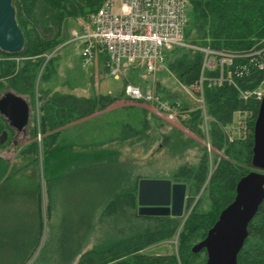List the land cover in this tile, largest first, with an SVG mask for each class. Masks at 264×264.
<instances>
[{"label": "trees", "instance_id": "16d2710c", "mask_svg": "<svg viewBox=\"0 0 264 264\" xmlns=\"http://www.w3.org/2000/svg\"><path fill=\"white\" fill-rule=\"evenodd\" d=\"M106 1L13 0L17 22L25 36V49L20 55L0 51V91L5 93L0 95V100L7 94H14L27 103L30 99L38 115L30 128V142L19 150V159L11 164L0 156V185L14 178H36L34 206L39 228L33 248L20 247L19 257H22L16 261L5 246L8 241L2 240L0 264L31 263L42 240L44 218L48 222L55 218L52 197L56 188L62 181L81 176L85 183L93 182L97 186L101 204H91L86 210L85 229L69 228L68 243L59 249L61 256L57 255L55 247L50 250L43 247L32 264H206V251L194 254L193 248L206 238L222 211L234 202L239 182L253 171L255 124L261 101L254 97L244 100L241 91H253L264 83V70L256 66L259 62L264 63V0H188L192 10L185 32L186 43L234 56L232 66L226 67L225 72L236 85L227 82L205 88L207 122L202 109L190 108L184 93L156 85L161 99L171 104L180 103L181 110H188V118L181 123L201 138H208L223 155L216 157V167L210 174L214 162H210L205 148L199 166L184 165L168 179L187 186V208L202 190L208 196L209 210L199 212L197 203L181 231L182 218L139 213V183L143 178L136 177L133 166H124L120 159L121 151L117 146L121 138L82 146H64V141L58 140L60 128L74 119L104 110L119 99L96 93L92 98L58 95L45 89L49 64L53 62L46 63V56L69 40L65 29L68 22L87 19ZM179 49L184 50V54L170 62L171 55ZM20 58L26 61L21 69L17 63ZM204 58L199 50L176 48L167 54L166 67L171 68L179 83L189 87L199 81ZM107 70L109 73L108 67ZM236 71L242 75H234ZM218 74L219 70L205 71L207 77ZM5 131L12 139L26 130L19 133L0 113V137ZM39 136L41 140L38 141ZM124 140L123 137L122 142ZM128 140L133 146V137ZM10 144L8 140L0 143V151ZM41 181L47 196L45 210ZM99 212L102 215L100 225L109 223L113 227L111 235L107 240L108 235L100 234L98 243L87 250L96 235ZM248 231L249 237L238 256V264H264V202ZM178 233V254L168 257L143 254L149 247L171 241Z\"/></svg>", "mask_w": 264, "mask_h": 264}, {"label": "rangeland", "instance_id": "374dc122", "mask_svg": "<svg viewBox=\"0 0 264 264\" xmlns=\"http://www.w3.org/2000/svg\"><path fill=\"white\" fill-rule=\"evenodd\" d=\"M120 8L121 0H114L115 12L119 13ZM191 10V7L189 8L188 6V17L191 14ZM77 21L70 20L65 27L69 34V40L62 43L46 56V63L53 60V62L49 64L50 67L47 74L48 81L45 84V89L47 91L50 90L52 93L58 95H75L81 98H92L96 91H98V93L103 96L120 98L125 91L126 85L129 83L135 86L146 85L144 88L151 87L153 84H160V87L163 89L181 91L185 94L184 100L190 104V108L194 110L199 109L200 104L197 102V95H193V93L186 90L185 85L179 83L175 74L171 72L170 67L159 71L156 75H150L141 68L138 71H131L125 74V78L124 75H121L119 79H116L114 75L104 71V77L99 81V84L95 86L94 77L91 81V77L95 76L98 72L95 68V63L90 62L86 64L83 61L82 52L84 43L74 38V32L81 33V27ZM183 54L184 50H176L171 55L170 62H173ZM25 62L26 61L22 58L17 60L20 69ZM99 72L101 73L102 71ZM236 72H234V75H237ZM200 77H202V73ZM204 77L205 83L208 82L206 85L209 86V84L215 82L218 75L216 77H207L204 75ZM262 85L264 86V83L259 85V87ZM3 94H5L4 91H0V95ZM27 100L31 108L29 126L26 128L24 134H17L16 137L12 139L9 137V134L7 137L8 142L11 143L8 147H13L16 143L19 144L18 147H15L13 152H9L10 150L7 152V149L0 151V154L11 164H14L15 161L19 159L17 157L20 148H23L30 142V128L33 126V122L35 121L34 118L38 115L36 107H34L33 110V103L31 100ZM128 107L129 108L113 116L114 118L111 125L113 129H111V133L113 134L112 137H115V139L121 138L117 146V150L121 151L120 159L124 166H130V164L133 166V172L136 177L148 180L172 179L178 169L184 165L189 167L199 166L205 148L208 151L210 162H214L213 167L211 166L212 170L210 168V174L213 172L217 164L216 157H222L223 155L212 146L213 144H210L211 142L208 138H201L196 133L188 130L182 123H168L146 109L145 111L149 113L148 120L144 117L145 113L142 112V107ZM77 120L81 119H74L70 124ZM238 121L239 117L237 116L235 118V123L237 124ZM122 124L123 129H121ZM92 126L97 127L96 124ZM62 128L58 131L61 132ZM236 135L237 133L233 134V136ZM123 137L125 139L124 142H122ZM130 137L134 139L133 146L129 144L130 140L128 139H130ZM58 140L61 142L64 141L60 137ZM84 140L86 141V139ZM147 140H149V142H147ZM209 144L211 146L210 148ZM63 145L72 144L68 141H64ZM17 162V164H20L19 161ZM83 179L84 176L77 179L71 177L68 180L60 182L56 188L52 197L55 208L53 212L55 213V218H53L51 222H48L47 219L44 218L45 228L43 230L42 240L33 260L29 264L35 261L43 247L48 250L55 247L57 249V255L61 256L62 253L59 249L63 247V244L66 242L68 243V239L70 238L68 233L69 228L72 230L86 228V210L90 208L91 204L97 203L98 205L101 204V201L98 200L99 191L97 186L93 182L85 183ZM41 187L42 194L44 195L45 210V200L47 196L42 181ZM203 192L204 190L196 197L189 208L186 207V214L190 213L197 203L199 212L206 213L209 210L210 204L208 196ZM36 196L37 186L35 177L18 178V180L14 178L12 181L2 186L0 185V243H2V240L8 241L9 244H5V246H8L7 249H10L9 252L14 256L15 261L22 257H19L21 254L18 252L19 248L26 247V249L28 248L29 250L33 248L32 246L38 235L39 219L34 206ZM97 214L99 223L96 226V235L91 240L87 250H90L98 243L97 239L100 238V234L108 235V240L111 235L110 231H112L113 228L109 223L100 225L102 215L100 212ZM186 220L187 219L182 218L180 231ZM52 237L53 240H51ZM7 239H9L10 242ZM178 242L179 233L171 241L162 242L147 248L143 254L148 256L167 257L172 254H178Z\"/></svg>", "mask_w": 264, "mask_h": 264}, {"label": "built area", "instance_id": "2783aa9c", "mask_svg": "<svg viewBox=\"0 0 264 264\" xmlns=\"http://www.w3.org/2000/svg\"><path fill=\"white\" fill-rule=\"evenodd\" d=\"M187 9L188 0H121L120 12L117 13L114 0H107L97 12L77 21L81 33L74 32V38L84 43L82 59L86 64L105 57L109 74L116 79L124 75L125 65L138 66L148 74L156 75L167 68L166 56L176 48H193L203 52L202 77L192 86H186V90L197 95L199 109L204 111L207 122L204 92L208 82L205 83V71L219 70L218 78L209 87L222 86L227 82L236 85L231 75L227 76L225 72L226 67L232 66L234 56L188 45L185 41L189 23ZM257 64L259 69L264 70L263 62ZM236 73L242 75V72ZM124 95L133 101L152 104L155 114L168 123L180 124L188 118V110H181L180 103L171 104L161 99L154 84L144 91L129 83ZM251 97L262 101L264 86L253 91H241L242 99ZM38 139L41 140V136ZM189 214L185 212L183 218L187 219Z\"/></svg>", "mask_w": 264, "mask_h": 264}, {"label": "water", "instance_id": "95a60500", "mask_svg": "<svg viewBox=\"0 0 264 264\" xmlns=\"http://www.w3.org/2000/svg\"><path fill=\"white\" fill-rule=\"evenodd\" d=\"M25 49V36L20 28L13 0H0V51L20 55ZM1 74V72H0ZM0 113L19 133L30 124L31 109L26 100L7 94L0 100ZM5 131L0 143L7 141ZM253 171L237 185L234 202L222 211L206 238L193 248L207 253L206 264H238V256L249 237V225L264 202V98L255 124ZM187 200V186L171 180L142 179L138 204L142 215L182 218Z\"/></svg>", "mask_w": 264, "mask_h": 264}, {"label": "crops", "instance_id": "0c3cea01", "mask_svg": "<svg viewBox=\"0 0 264 264\" xmlns=\"http://www.w3.org/2000/svg\"><path fill=\"white\" fill-rule=\"evenodd\" d=\"M101 58L100 60L94 62L95 68L97 69L98 72L95 76L91 77V81L94 77L95 86H97L99 84V81L104 77L103 72L108 71L106 69L107 68L106 58L105 57H101ZM139 69H141V67H138V66L131 67V66L125 65L124 66V72H125L124 78H125V74H128L131 71H138ZM99 71H102V72L100 73ZM138 86L142 88L144 91H147L150 88V87L144 88L146 85L144 86L138 85ZM96 95H100L98 91H96ZM128 106H134V108L142 107L144 110V111L142 110V112L145 113L144 117L147 119L149 118V113L145 111L146 109L153 115H156L155 107L152 104L130 100L123 93L122 96L115 103L108 106L106 109L99 111L90 117L77 120L71 123L70 125L62 128L59 137L65 142L67 141L70 142L74 146L99 144V143H104V142L113 140L115 139V137H112L113 134L111 133V129H113L111 127L112 120L114 118L113 116L118 114V112L126 108H129ZM95 124L97 127L92 126ZM121 129H123V124L121 125ZM84 139H86V141ZM18 145L19 144L16 143L15 145H13V147H6L5 149H2V150L7 149V152L9 150H10L9 152H13L14 148L18 147ZM0 156L2 155L0 154Z\"/></svg>", "mask_w": 264, "mask_h": 264}, {"label": "flooded vegetation", "instance_id": "af4514ba", "mask_svg": "<svg viewBox=\"0 0 264 264\" xmlns=\"http://www.w3.org/2000/svg\"><path fill=\"white\" fill-rule=\"evenodd\" d=\"M174 184H179V183H174ZM187 194H188V189H187ZM187 198H188V196H187ZM186 207H187V200H186ZM186 207H185V211H186Z\"/></svg>", "mask_w": 264, "mask_h": 264}]
</instances>
